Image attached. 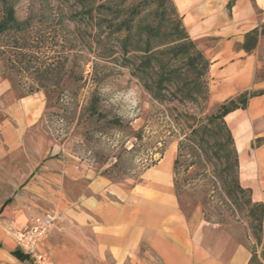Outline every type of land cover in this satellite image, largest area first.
<instances>
[{
  "label": "rangeland",
  "instance_id": "rangeland-1",
  "mask_svg": "<svg viewBox=\"0 0 264 264\" xmlns=\"http://www.w3.org/2000/svg\"><path fill=\"white\" fill-rule=\"evenodd\" d=\"M192 2L0 0V120L20 102L29 156L77 157L114 182H139L173 151L176 206L199 222L202 241L228 235L264 264L238 167L222 171L191 142L200 120L222 109L210 103L208 60L188 36ZM24 159L7 160L11 175L28 173ZM232 179L245 189L236 201L226 193Z\"/></svg>",
  "mask_w": 264,
  "mask_h": 264
},
{
  "label": "crops",
  "instance_id": "crops-1",
  "mask_svg": "<svg viewBox=\"0 0 264 264\" xmlns=\"http://www.w3.org/2000/svg\"><path fill=\"white\" fill-rule=\"evenodd\" d=\"M188 36L208 60L212 105L224 115L238 160L240 184L264 206V35L246 52L244 35L264 24V0H193ZM28 122L20 102L0 120V264H32L18 256L7 229L44 210L63 220L39 243L45 264H249L246 244L221 235L206 244L199 222L176 206L173 151L135 183L114 182L73 156H29ZM26 154L28 173L11 175L8 159ZM23 157V156H22ZM25 169V167L23 166Z\"/></svg>",
  "mask_w": 264,
  "mask_h": 264
},
{
  "label": "trees",
  "instance_id": "trees-1",
  "mask_svg": "<svg viewBox=\"0 0 264 264\" xmlns=\"http://www.w3.org/2000/svg\"><path fill=\"white\" fill-rule=\"evenodd\" d=\"M165 11L161 12L159 22L157 26L152 31L153 35H155L161 26V22L164 18ZM264 35V24L260 27H255L250 31L246 32L244 35V41L242 43V48L245 49L246 52L252 50L260 36ZM151 49V48H150ZM149 49V50H150ZM166 74L160 78L159 83L162 84L163 80H168L165 78ZM200 88V86L198 87ZM200 90V89H199ZM230 104V106H229ZM236 106V103L233 100H230L226 103H222L219 105L220 108L217 114L211 113L210 115L202 118L200 120V125L197 126L195 131L196 138L191 141L192 144L199 150V152L204 151L207 160H214L216 165H224L222 171H229L233 172L235 168L238 167V160L236 150L233 146V139L231 130L228 128L224 121V115L231 110L233 107ZM225 140V142H223ZM213 145H209V148L213 149V151L209 154L207 153L204 146L208 143ZM228 143L232 144V147H228ZM196 154V152H193ZM179 155V153H178ZM220 172V171H219ZM218 172V173H219ZM222 177L220 172V178ZM233 186L226 190V193L230 200L236 201V194L237 192L244 194L245 189L239 185L236 179H232ZM248 203V215L251 218L250 229L253 237L255 238L256 244H261L262 250L260 252V256L264 257V239H262V230H263V217H264V206L262 203L253 202L251 198L247 200ZM15 254L18 256L23 255L24 258L27 256L23 254L19 249L15 251ZM256 258V253H251V258L249 264L252 263L253 259ZM259 264H262L259 261Z\"/></svg>",
  "mask_w": 264,
  "mask_h": 264
},
{
  "label": "built area",
  "instance_id": "built-area-1",
  "mask_svg": "<svg viewBox=\"0 0 264 264\" xmlns=\"http://www.w3.org/2000/svg\"><path fill=\"white\" fill-rule=\"evenodd\" d=\"M63 218L60 211L44 210L31 216L21 228H15L13 222L8 221L7 229L14 237L19 251L25 254L32 261V264H45L47 256L38 250V245Z\"/></svg>",
  "mask_w": 264,
  "mask_h": 264
}]
</instances>
